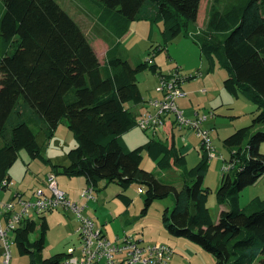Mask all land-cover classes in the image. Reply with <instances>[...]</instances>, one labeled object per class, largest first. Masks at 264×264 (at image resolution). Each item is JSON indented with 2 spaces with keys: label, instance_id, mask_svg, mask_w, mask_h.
<instances>
[{
  "label": "trees",
  "instance_id": "obj_1",
  "mask_svg": "<svg viewBox=\"0 0 264 264\" xmlns=\"http://www.w3.org/2000/svg\"><path fill=\"white\" fill-rule=\"evenodd\" d=\"M78 1L89 7L98 27L103 28L104 32L96 33L115 40L104 62L84 29L57 0H1L0 190L9 189L2 183L12 184L10 170L18 153L26 151L32 160L51 166L50 174L84 178L87 188L95 191L103 181L116 183L123 190L139 183L146 187V210L155 200L174 193L175 207L171 214L167 210L163 222L171 235L198 244L214 255L217 264H264V199L257 197L246 208L239 207L241 192L264 177L260 149L264 143V0H228L224 7L220 6L223 0H213L206 9L204 28L193 35L209 64L207 72L217 65L226 69L223 84L227 92L246 98L259 109L251 125L224 141L231 149L232 168L223 173L218 189L220 205H227L218 223L212 221L208 209L210 189L202 184L209 160L203 148L202 161L188 168L185 155L173 143L151 138L132 149L123 138L137 119L128 104L145 102L138 74L150 70L166 76L150 63L169 43L181 34L189 35L197 26L202 0ZM143 18L152 24L163 23L165 46L153 49L150 59L133 65L121 38L132 22ZM21 99L34 117L45 123L41 129L48 140L66 121L78 142L67 152L68 164H53L44 157L37 134L27 121L19 119L9 126L11 116L21 115L17 105ZM150 101L147 109H151ZM145 152L161 170L180 171L182 179L166 181L143 169ZM119 197L130 204L124 194ZM38 217L42 224L37 238H32L37 232L35 220L26 219L17 228L19 254L29 256L30 264H65L68 253L50 258L41 253L49 225L46 215Z\"/></svg>",
  "mask_w": 264,
  "mask_h": 264
},
{
  "label": "rangeland",
  "instance_id": "obj_2",
  "mask_svg": "<svg viewBox=\"0 0 264 264\" xmlns=\"http://www.w3.org/2000/svg\"><path fill=\"white\" fill-rule=\"evenodd\" d=\"M69 14L80 24L91 41L95 52L102 55L100 52L103 44L96 46L95 31L92 29L95 19L92 16L93 12L89 7L83 5L78 0H57ZM213 0H202L199 10L197 26L189 30V35L181 34L167 46V50L162 51L150 64H156L159 72L162 74L174 73L177 67H181V75L184 82L182 86L186 97L177 101L180 111L185 113V119L193 120L196 114L207 115L214 113L215 116L206 121L204 128H210L212 147L214 148L215 157L209 158L206 171H204L205 188L210 189L208 197V209L215 223H218L220 217V202L217 196L218 189L221 185L222 176L227 165L230 164L231 149L224 146L225 139L234 134L237 130L251 125L259 113L258 107L244 97H234L224 88V80L228 76L227 70L217 65L216 68L209 73V64L201 53L200 46L194 40V34L203 29L207 18V10L209 4ZM226 1L223 0L221 7H224ZM2 3L0 0V17L2 14ZM149 7V6H147ZM148 12V11H147ZM150 12V11H149ZM163 23L152 24L150 19L143 18L139 21L132 22L129 25L127 36L122 37L123 51L128 56L130 63L138 64L150 59L153 49L165 46L163 39ZM112 40V37L110 38ZM114 39V37H113ZM115 41V40H114ZM195 77V78H192ZM139 88L146 100L152 98H162V94L157 91L160 75L148 70L138 74ZM148 96V97H147ZM150 98V99H147ZM21 99L17 104L21 115L11 116L9 126L19 119L29 123L32 129L37 134V141L42 146V154L53 164H68V151L75 148L78 144L74 133L68 128L66 121H63L57 130L54 137L49 139L46 137L43 129V124L33 113L24 106ZM148 103V102H147ZM135 104H128L132 106ZM176 117L169 116L166 120L175 122ZM211 121H215L212 123ZM10 128V127H9ZM179 128L178 126L176 127ZM166 127L158 128L155 131H144L138 126L132 127L126 138L132 149L145 144L151 138H157L163 142H168L165 138L164 130ZM175 129V136L178 146H184L181 137L178 136L182 132V136L187 134L190 128H185L182 131ZM192 131V130H191ZM189 137L188 149L190 153L187 155L188 168H194L202 161L204 150L199 146V138L194 135ZM135 141V142H133ZM176 144V147H177ZM261 152L264 153V143L260 144ZM3 143L0 138V148ZM195 147V148H194ZM179 148V149H180ZM19 157L14 166L10 170L12 176V185L9 190H0V202L9 200L10 193L19 192L26 197H30L35 190L47 188V177L52 176L59 183L60 190H64L66 185L72 190L76 196H80L83 188H86L84 178H69L62 175L54 176L51 166L40 161L32 160L26 151L18 153ZM142 168L155 174L156 177L166 181L178 182L182 179L180 171L177 169L161 170L157 163L152 161L145 152L143 155ZM64 184V185H63ZM85 186V187H84ZM178 187L179 185L176 184ZM96 197L100 198V202H90L82 213L84 217L92 219L96 228H106L109 237L113 240L118 236L123 237L125 234L133 235L137 240L142 241L144 245L160 244L169 246L173 250V255L168 259L167 264H217L213 254L205 251L198 244L191 242L185 238L175 237L169 233L164 222V214L169 210L170 214L175 207V196L172 193L165 199L155 200L151 207L146 210L145 195L146 187L139 183L130 186L129 189L123 190L116 183L103 181L95 188ZM120 194H124L131 199L130 204H127ZM264 199V177L257 184L245 188L240 194L239 207L246 208L254 198ZM80 204V203H79ZM146 210V211H145ZM49 225V231L46 236V247L41 252L44 258L53 257V255L69 253V249L78 247L79 235L77 228L80 222L75 214L64 210H55L45 214ZM37 222V232L32 235V238H37L40 234V226L42 220L38 216L31 214ZM70 226V227H69ZM77 228H76V227ZM72 228H76V233H72ZM11 264H30L29 256H21L16 246L12 248ZM255 264H258L256 262Z\"/></svg>",
  "mask_w": 264,
  "mask_h": 264
},
{
  "label": "built area",
  "instance_id": "obj_3",
  "mask_svg": "<svg viewBox=\"0 0 264 264\" xmlns=\"http://www.w3.org/2000/svg\"><path fill=\"white\" fill-rule=\"evenodd\" d=\"M178 67L174 73L160 77L157 91L162 98L149 102L147 111L137 117L135 125L144 131L158 130L165 126V118L173 115L174 123L180 130L190 128L200 140L209 158L215 157L214 148L211 146V131L204 128L206 121L214 116L197 114L193 120L185 119L184 112L180 111L177 101L186 97L182 89L184 77ZM208 158V159H209ZM232 168L230 163L222 171ZM12 184L6 181L2 186L8 188ZM81 198L83 205L72 202L67 194L60 190L57 181L52 176L47 177V188L35 190L32 197L16 193L12 200L1 204L0 202V264H11L13 259L12 248L16 246L15 232L26 219L32 220L31 214L40 216L55 210H64L75 214L79 219L78 228L80 245L69 249L65 264H167L173 255V250L163 244L144 245L133 235L125 234L115 240L107 238L103 228H96L92 219L83 216L88 206L87 202L96 199L95 190L89 186L84 188Z\"/></svg>",
  "mask_w": 264,
  "mask_h": 264
},
{
  "label": "crops",
  "instance_id": "obj_4",
  "mask_svg": "<svg viewBox=\"0 0 264 264\" xmlns=\"http://www.w3.org/2000/svg\"><path fill=\"white\" fill-rule=\"evenodd\" d=\"M74 17V16H73ZM79 22V21H78ZM80 23V22H79ZM92 29H94L95 31L96 30H98V31H102V32H104L103 31V28L102 27H98V25H97V23H96V21L94 22V25H92V27H91ZM127 34H128V32L126 33V35L125 36H127ZM110 37L109 36H107L106 35V37L104 38V37H100L96 32H95V40H98V41H95L96 42V46L98 47V46H100L101 45V43L99 42V41H102L103 42V44L104 45H102V47H101V51L100 52H102V55L101 54H99V53H97L98 54V56H99V59L101 60V62H104V59H105V54H106V51L108 50V48L110 47V45H112L115 41H113V40H111V39H109ZM122 41V40H121ZM141 89V88H140ZM141 92H142V89H141ZM142 95H143V93H142ZM148 97V96H147ZM143 100H145V102H143V103H141V104H138V105H132V106H130L131 108V111H132V113H135V115H136V117H138L141 113H142V111H144L145 109H147V102L149 101V100H146V98L144 97V95H143ZM185 98V97H184ZM147 99H150V98H147ZM152 99V98H151ZM154 99V98H153ZM184 115H185V113H184ZM197 115V114H196ZM196 115H195V117H196ZM212 123H214L215 121H211ZM167 125L165 126L166 127V129L164 130V132H165V138L168 140V142L167 143H169V144H171V143H173V144H177V141H176V136L174 135L175 134V129H177L176 128V124L175 123H173V121H170L169 123H166ZM178 130V129H177ZM180 130V129H179ZM183 130V129H182ZM181 130V131H182ZM129 132V131H128ZM129 134V133H128ZM128 134H126V135H124L123 136V138L125 139V141H126V143H127V145L130 147V145H129V142H128V138H126L127 136H128ZM193 133H192V131L191 130H188L187 131V134H185V135H183L182 136V132L180 133V134H178V136H180L181 137V141H182V144H184V146L183 147H179L178 146V144H177V147L176 148H180V152L183 154V155H185V157L187 158V155L190 153V151H189V149H188V146L190 145V143L188 142L189 141V137L192 135ZM157 139V138H156ZM133 142H135V141H133ZM148 142V141H147ZM146 142V143H147ZM145 143V144H146ZM144 145V144H143ZM199 146H200V141H199ZM131 148V147H130ZM195 148V147H194ZM11 178H12V176H11ZM13 179V178H12ZM11 179V180H12ZM13 181V180H12ZM84 181L86 182V180L84 179ZM57 183H58V181H57ZM64 185V184H63ZM87 185V184H86ZM58 186H59V183H58ZM65 186V188H64V190H66L67 191V196H68V198L70 199V200H72V202H78V203H81V205H83L84 203H85V201H83V199L81 198V194H80V196H76L75 195V193L72 191V190H70L69 189V187H67L66 185H64ZM85 187V186H84ZM7 190H9V189H7ZM83 190H84V188H83ZM82 190V191H83ZM17 192H11L10 193V197H9V200H12L13 198H14V195L16 194ZM24 195V194H23ZM33 195V194H32ZM32 195L30 196V197H32ZM29 197V198H30ZM100 198L99 197H96V200L95 201H88L87 202V204L89 205V203L90 202H96V203H99L100 201ZM8 201V200H7ZM227 205H220V213L223 211V210H226L227 209V207H226ZM45 215V214H44ZM32 220H35V219H32ZM36 221V220H35ZM70 227V226H69ZM76 227V226H75ZM77 228V227H76ZM76 228H72L71 227V230H72V233H76ZM100 228H102V227H100ZM104 229V231H105V233H106V235L108 236L107 238H110V240H113V237H109V233L107 232V230H106V228L104 227L103 228ZM77 234H78V228H77ZM118 237H120V236H118ZM117 237V238H118ZM115 240V239H114Z\"/></svg>",
  "mask_w": 264,
  "mask_h": 264
},
{
  "label": "clouds",
  "instance_id": "obj_5",
  "mask_svg": "<svg viewBox=\"0 0 264 264\" xmlns=\"http://www.w3.org/2000/svg\"><path fill=\"white\" fill-rule=\"evenodd\" d=\"M96 200V199H95ZM95 200H92V201H95ZM78 203V202H77ZM81 204V203H80Z\"/></svg>",
  "mask_w": 264,
  "mask_h": 264
},
{
  "label": "bare ground",
  "instance_id": "obj_6",
  "mask_svg": "<svg viewBox=\"0 0 264 264\" xmlns=\"http://www.w3.org/2000/svg\"><path fill=\"white\" fill-rule=\"evenodd\" d=\"M144 101V100H143Z\"/></svg>",
  "mask_w": 264,
  "mask_h": 264
}]
</instances>
